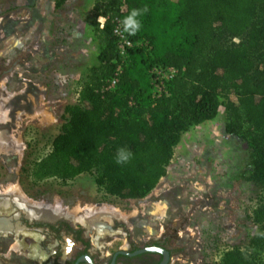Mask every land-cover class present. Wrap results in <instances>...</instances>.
<instances>
[{"label": "trees", "instance_id": "16d2710c", "mask_svg": "<svg viewBox=\"0 0 264 264\" xmlns=\"http://www.w3.org/2000/svg\"><path fill=\"white\" fill-rule=\"evenodd\" d=\"M133 9L147 10L137 17L142 26L133 39L148 48L136 45L108 87L118 58L113 20ZM93 10L97 62L76 102L65 105L49 151L24 156L20 178L66 183L90 174L110 196L143 198L165 176L182 134L223 107L225 131L246 144V180L261 193L252 213L258 233L226 250L218 264H264V0H94ZM154 65L177 69L167 94L153 95ZM120 147L133 154L127 163H116Z\"/></svg>", "mask_w": 264, "mask_h": 264}, {"label": "rangeland", "instance_id": "374dc122", "mask_svg": "<svg viewBox=\"0 0 264 264\" xmlns=\"http://www.w3.org/2000/svg\"><path fill=\"white\" fill-rule=\"evenodd\" d=\"M93 4L0 0V101L8 110L7 120L0 119V192L62 204L74 220L82 221L79 214L106 220L115 229L97 232L100 245L166 231L173 251L169 264H218L226 250L258 233L252 213L261 193L246 180V144L225 131L223 107L182 134L165 176L143 198L110 196L90 174L66 183L20 178L24 156L49 151L65 105L76 102L80 82L97 62Z\"/></svg>", "mask_w": 264, "mask_h": 264}, {"label": "flooded vegetation", "instance_id": "af4514ba", "mask_svg": "<svg viewBox=\"0 0 264 264\" xmlns=\"http://www.w3.org/2000/svg\"><path fill=\"white\" fill-rule=\"evenodd\" d=\"M59 205L0 192V264H169L173 251L166 231L100 245L97 232L115 229L112 223L87 220L84 214H79L82 221L74 220Z\"/></svg>", "mask_w": 264, "mask_h": 264}, {"label": "built area", "instance_id": "2783aa9c", "mask_svg": "<svg viewBox=\"0 0 264 264\" xmlns=\"http://www.w3.org/2000/svg\"><path fill=\"white\" fill-rule=\"evenodd\" d=\"M105 17L98 16L97 22L99 27L104 25ZM113 35L115 37V45L117 51V65L113 78L109 80L108 87L116 85L118 77L123 70L124 66L128 63L131 55V50L136 45H142L148 48L146 40H135L133 35H128L123 31L122 20L115 18L113 20ZM177 73V69L172 66L154 65L150 68L152 92L154 96H160L162 93L167 94L168 82Z\"/></svg>", "mask_w": 264, "mask_h": 264}, {"label": "clouds", "instance_id": "9594fccd", "mask_svg": "<svg viewBox=\"0 0 264 264\" xmlns=\"http://www.w3.org/2000/svg\"><path fill=\"white\" fill-rule=\"evenodd\" d=\"M146 9L140 10V9H133L128 16H126L122 20L123 25V31L127 33L128 35H135L137 31L141 28V23L137 19V17L141 16L144 12H146ZM132 152L124 147H120L117 150L116 153V163L117 164H124L127 163L132 158Z\"/></svg>", "mask_w": 264, "mask_h": 264}, {"label": "crops", "instance_id": "0c3cea01", "mask_svg": "<svg viewBox=\"0 0 264 264\" xmlns=\"http://www.w3.org/2000/svg\"><path fill=\"white\" fill-rule=\"evenodd\" d=\"M4 78L5 77H3V79H1L0 83L3 82ZM7 113H8V110H6V109H2V111L0 110V119L4 118V121H6L7 119H5V117L7 116ZM86 223H88V222H86Z\"/></svg>", "mask_w": 264, "mask_h": 264}, {"label": "bare ground", "instance_id": "6f19581e", "mask_svg": "<svg viewBox=\"0 0 264 264\" xmlns=\"http://www.w3.org/2000/svg\"><path fill=\"white\" fill-rule=\"evenodd\" d=\"M95 211V210H94ZM102 213V212H101Z\"/></svg>", "mask_w": 264, "mask_h": 264}]
</instances>
